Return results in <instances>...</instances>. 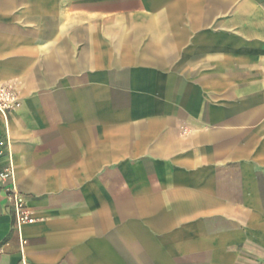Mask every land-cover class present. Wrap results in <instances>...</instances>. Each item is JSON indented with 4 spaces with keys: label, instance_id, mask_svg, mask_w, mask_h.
Wrapping results in <instances>:
<instances>
[{
    "label": "crops",
    "instance_id": "obj_1",
    "mask_svg": "<svg viewBox=\"0 0 264 264\" xmlns=\"http://www.w3.org/2000/svg\"><path fill=\"white\" fill-rule=\"evenodd\" d=\"M0 84V264L264 263V0H0Z\"/></svg>",
    "mask_w": 264,
    "mask_h": 264
},
{
    "label": "built area",
    "instance_id": "obj_2",
    "mask_svg": "<svg viewBox=\"0 0 264 264\" xmlns=\"http://www.w3.org/2000/svg\"><path fill=\"white\" fill-rule=\"evenodd\" d=\"M22 99L18 90L8 84H0V119L7 121L10 112L21 107ZM3 145V143L1 144ZM2 180L7 182L11 178V172L6 169L1 173ZM8 201L15 218V225L19 232L25 225L34 224V218L25 197L13 186L5 189ZM264 264V263H262Z\"/></svg>",
    "mask_w": 264,
    "mask_h": 264
}]
</instances>
